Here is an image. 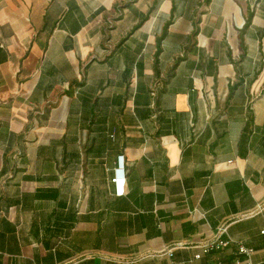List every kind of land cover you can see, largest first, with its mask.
Wrapping results in <instances>:
<instances>
[{
    "label": "crops",
    "instance_id": "0c3cea01",
    "mask_svg": "<svg viewBox=\"0 0 264 264\" xmlns=\"http://www.w3.org/2000/svg\"><path fill=\"white\" fill-rule=\"evenodd\" d=\"M258 207L264 0H0V264L259 263Z\"/></svg>",
    "mask_w": 264,
    "mask_h": 264
},
{
    "label": "built area",
    "instance_id": "2783aa9c",
    "mask_svg": "<svg viewBox=\"0 0 264 264\" xmlns=\"http://www.w3.org/2000/svg\"><path fill=\"white\" fill-rule=\"evenodd\" d=\"M115 181H116V179H115ZM263 211H264L263 207H258L257 210L254 213L251 214V216L255 215V214L262 213ZM227 229H228V224H224V225L220 226L218 228V235H220V236L225 235L227 233ZM261 234L264 235V231H262ZM230 243H231V241L229 239L218 238V239H216L213 242L206 243L203 246V248H202V254L206 255V254H209L211 252L221 251L223 249H226L230 245ZM171 251H172V249H170L168 251V254H170ZM250 254H251V251L249 249L245 248L242 245H238V247H237V256L249 257ZM200 257H201V255H197L195 258L199 259ZM232 264H264V261L263 262H259V263H253L250 260L242 261L239 257H236V258H234Z\"/></svg>",
    "mask_w": 264,
    "mask_h": 264
}]
</instances>
